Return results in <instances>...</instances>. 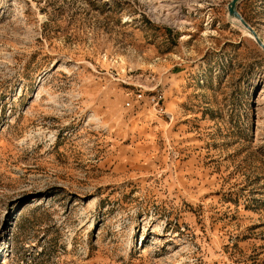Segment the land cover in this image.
I'll return each instance as SVG.
<instances>
[{
    "label": "rangeland",
    "instance_id": "rangeland-1",
    "mask_svg": "<svg viewBox=\"0 0 264 264\" xmlns=\"http://www.w3.org/2000/svg\"><path fill=\"white\" fill-rule=\"evenodd\" d=\"M228 1L0 0V264H264V53Z\"/></svg>",
    "mask_w": 264,
    "mask_h": 264
},
{
    "label": "water",
    "instance_id": "water-1",
    "mask_svg": "<svg viewBox=\"0 0 264 264\" xmlns=\"http://www.w3.org/2000/svg\"><path fill=\"white\" fill-rule=\"evenodd\" d=\"M238 1L239 0H229L228 1V3L226 4L227 15H228V17L233 18L238 22V24H237L238 27H240L242 30L247 31L250 34V36L253 39V41L255 42V44L264 53V44L262 43V41H260V39L258 38L256 33L250 28V26L247 25V23L242 19L240 14L236 11L235 5Z\"/></svg>",
    "mask_w": 264,
    "mask_h": 264
},
{
    "label": "built area",
    "instance_id": "built-area-1",
    "mask_svg": "<svg viewBox=\"0 0 264 264\" xmlns=\"http://www.w3.org/2000/svg\"><path fill=\"white\" fill-rule=\"evenodd\" d=\"M144 94L146 95L145 98H146L147 104H149L156 113L161 114V112L163 111V108L161 107V104H160L162 101V94L158 91H155L152 88L145 90V91H140L138 89L136 91V94H134V100H137V101L141 100Z\"/></svg>",
    "mask_w": 264,
    "mask_h": 264
},
{
    "label": "bare ground",
    "instance_id": "bare-ground-1",
    "mask_svg": "<svg viewBox=\"0 0 264 264\" xmlns=\"http://www.w3.org/2000/svg\"><path fill=\"white\" fill-rule=\"evenodd\" d=\"M232 19H233V18H232ZM246 34L249 35V37H250V34H249V33L246 32ZM250 38H251V37H250ZM252 40H253V39H252Z\"/></svg>",
    "mask_w": 264,
    "mask_h": 264
}]
</instances>
